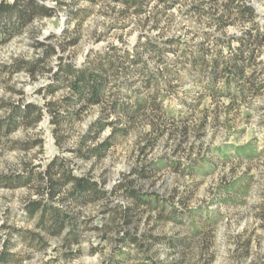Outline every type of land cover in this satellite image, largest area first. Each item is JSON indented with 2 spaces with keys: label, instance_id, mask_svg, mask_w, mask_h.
I'll list each match as a JSON object with an SVG mask.
<instances>
[{
  "label": "clouds",
  "instance_id": "obj_1",
  "mask_svg": "<svg viewBox=\"0 0 264 264\" xmlns=\"http://www.w3.org/2000/svg\"><path fill=\"white\" fill-rule=\"evenodd\" d=\"M0 5L14 6L5 20L7 31L0 27V103L19 104L23 110L34 102L39 108L33 117L43 113L31 126L17 116L18 128L0 142V174L28 176L34 165H42L35 168L42 179L33 178L18 191L49 209L22 219L20 203L0 186V264H264V0H144L140 12L141 5L131 0H0ZM122 10L127 11L124 17ZM181 38V47L189 50L206 41L209 65L222 49L221 70L232 65L240 49L243 58L235 63L242 77L232 82L230 95L205 102L204 135L197 139L191 132L184 150L173 155L180 136L170 139L172 125L151 140L160 113L148 105L126 112L121 105L151 100L156 93L167 97L173 112L190 115L183 101L224 88L228 73L212 84L210 68L192 71L177 45L166 43ZM218 38L230 48L217 44ZM145 42L154 48L145 50ZM49 46L55 51L45 57ZM128 53L140 59L132 75L121 66L128 65ZM40 60L33 78L27 62ZM82 74L88 86L77 92L73 85ZM95 77L103 78L99 89L92 87ZM48 85L54 93L38 98L35 90ZM136 89L139 96H133ZM20 90L23 96L17 95ZM230 101L231 109L225 108ZM49 102L54 111L46 106ZM12 111L0 107V119ZM180 127L176 120L175 128ZM54 135L58 146H53ZM38 136L48 142L43 153L40 146L28 150L24 143ZM245 137L250 143L238 148ZM192 146L199 157L187 150ZM217 146L220 151H203ZM56 157L49 175L45 169ZM201 157L214 161L203 174L190 176L171 167L175 161L187 169ZM142 169L150 171L147 179L140 176ZM80 178L93 187L81 191ZM52 182L60 185L54 197L49 195ZM192 183L199 191L182 204ZM121 185L166 200L177 189L180 194L163 204V214L176 209L184 213L181 222L157 224L160 210L141 204L139 223L126 225L123 213L135 201ZM9 209L11 215L5 216ZM198 209L207 210V224ZM146 234L159 239H146Z\"/></svg>",
  "mask_w": 264,
  "mask_h": 264
},
{
  "label": "trees",
  "instance_id": "obj_2",
  "mask_svg": "<svg viewBox=\"0 0 264 264\" xmlns=\"http://www.w3.org/2000/svg\"><path fill=\"white\" fill-rule=\"evenodd\" d=\"M91 2L94 4L96 2V0H91ZM175 2H178V0H175ZM125 3H129V0H125ZM131 3H139L141 5V8H138L137 12H140L142 10L144 0H131ZM13 7L14 6H12V5H0V27H2L5 31H7V29H8V24L5 23V20L6 19L10 20L11 9ZM225 8H227V5H225ZM194 10L199 11V8H195ZM82 12L87 14L89 12V10L84 9V10H82ZM19 15L21 18H24L26 16V13L23 10H20ZM120 15L122 17L126 16L127 11L122 10L120 12ZM212 15H215V14L213 13ZM218 19L222 23V18H218ZM218 31H219V29H218ZM50 38H52V37H50ZM69 43H71V42H69ZM166 43L177 45L176 51H179L181 56L186 57V61L188 63H191L192 71H194L196 73H203L205 70L210 68L211 69L210 75L212 77V81H211L212 84H215L221 78V76H223L224 73H228L229 79H227L225 81L224 88L221 89V91H219L221 95H226V94L230 95L231 94L229 92L230 85L232 84V82L234 80H236L239 77H242V69L239 66H237L235 63V61L243 58L242 52L240 49L237 50L238 54L232 58V60H233L232 65L230 67H225L224 69L221 70L220 65H221V63H224L222 57L225 55L223 53V50L219 49V48L217 49L216 57L213 59L211 65H209L207 60L205 59V56L209 55L211 53V49L206 47V43H207L206 41L199 42L191 50H189L188 48H185V47L182 48L181 47L182 43L180 40H169ZM216 43L217 44H224L225 48H230V44L225 42L222 39L218 38ZM39 46L43 47L44 45H43V43H40ZM134 47H140V44L138 43ZM243 47H244V45L242 44L241 48H243ZM249 47H250V45H249ZM148 48H154V46L151 44H147L145 42V50H147ZM54 51H55V49H52L49 46L48 50H46L45 57H47L49 52L54 53ZM253 58H254V52H253V56L249 57V61H251ZM127 59L129 61L128 65H121V66L123 67L125 75H132L136 71H138L137 69H135L132 66H134L140 62L139 55L133 56L131 53H128ZM22 63H25V62H22ZM27 63H31V65H32L30 72L34 78L35 70L40 63H43V60L34 61V62H27ZM4 67H5V70H7V66H4ZM60 70L70 72L71 67L68 66L67 68H65V67L61 66ZM56 78L58 80L60 79L59 73L57 74ZM88 79L89 78H86L82 74L80 79L77 81V83L73 85L74 90L77 92H80L83 87L88 86ZM91 79H94V81H95L94 84L92 85V87L94 89H99L102 87V85L104 83L102 77H95V78H91ZM149 82H146V83H149ZM133 83H135V81H133ZM54 90L55 89L51 85H48V86H45L44 88H39L37 90V93L40 94L41 96H46L47 94H53ZM139 95H140V90L136 89L135 92L133 93V96H139ZM152 97L153 98L151 100H149L147 97H143V98L138 99V100H133L131 105H128V104L121 105V108L123 110H125L126 112L129 111L130 109L134 110L135 112H139L141 110V108H143L145 105H148V106L153 107L158 113H162V109H161L162 106H161V103L159 102L160 96L156 95V93H153ZM128 99H132V97L130 96V97H128ZM66 102L70 103V101H66ZM50 105L52 106L50 108V111H54L53 102H49V105H46V106H50ZM5 106L13 107V111L8 117H5L3 120L0 121V142H1V139L5 135H7V133L18 128V121L16 119L17 116H22L23 121L27 126H31L33 123H39V121L43 119V113H39L38 115L33 117V113L38 112V108H39V106L35 103H28L23 110L20 109L19 105L13 106L11 104L8 105L6 103L1 105V107H5ZM158 118H159V116L157 117V119ZM53 122L54 121H50L49 123L51 124ZM160 122H161V119H160ZM161 124H164V122L163 123L161 122ZM53 132L56 133V129H54ZM153 132L155 133V136H153L151 138L152 141H154L156 138L161 136L164 133V129L155 123V126L153 128ZM37 143L41 144V141H38ZM54 144H55V146H58V144H59V137H57L55 135H54ZM25 145L28 146V149L31 148V145H28V144H25ZM58 159H59V157H56L48 163L45 171L49 175H51L52 169L56 165V162ZM35 168H39V167H33L32 170L29 172L28 176L0 175V186L7 187L8 189H16L19 187H28V185L31 183L33 178H41L42 179V177H40L39 174H37L35 172ZM149 172H150L149 170L142 169L140 171V176L143 178H147ZM73 179H75V177H73ZM59 186H60L59 182H52L51 183V191L49 193L50 197H54L56 195ZM79 187H80L81 191H87L90 188H92L93 185L89 184V182L86 179L80 178ZM120 187L124 188L125 194L127 196L131 197L135 201V204L133 206H130L125 211V213H123V215L125 216V224L126 225L131 223L132 213L136 211V209L139 207V205L144 204V205H147V207H150V206H152L153 203L159 204L160 201L162 200L161 196L155 192L141 194L138 191H134V190L130 189L127 185H121ZM98 194L102 195L100 193H98ZM152 200H155V201H152ZM41 208L44 209L45 213H47L49 211L48 207L46 205H43L42 201H34V200L28 199V201L26 202V204L24 206V212H25L26 218L31 219L35 215L36 211L41 209ZM176 215H177L176 211H172L167 217L169 219H172ZM126 235L131 237L130 232L126 233Z\"/></svg>",
  "mask_w": 264,
  "mask_h": 264
},
{
  "label": "rangeland",
  "instance_id": "obj_3",
  "mask_svg": "<svg viewBox=\"0 0 264 264\" xmlns=\"http://www.w3.org/2000/svg\"><path fill=\"white\" fill-rule=\"evenodd\" d=\"M113 11H115V10H113ZM50 37L51 36H49V38ZM120 39L122 41L123 37H120ZM179 40L181 41L182 45L185 44V41L182 38L179 39ZM182 48H184V47H182ZM223 53L225 54L224 51H223ZM38 89L39 88H37L35 90V92H36L37 97L39 98L41 95L37 93ZM219 91H221V89L220 88H216L210 94L195 96L191 100L183 101L185 106L190 109V115L186 114V113L182 114V112L179 111V110L173 112L171 110V106H170V104L168 102L167 97L166 96L165 97H161L160 96L159 102L161 103V106H162V108H161L162 109V113H160L159 118L161 119L162 123L164 122V124H161L159 118L158 119L156 118V124L159 125L160 127H162L164 129V132L168 131L169 126L172 125V133L170 134V139H171V136L175 135L176 133H179V136H180V142L177 144L176 150L173 152V155H175L177 152H179L181 150H184L183 149V145L187 142L188 137H189L191 132H196L197 139H199L202 135H204V133L201 132L200 129L203 128L204 125L208 122L207 121V114L209 112V105L206 104L205 102L206 101L214 102L215 101V97L218 96V95H221ZM17 95L23 96L24 93H23L22 90H20V91L17 92ZM4 103H6L8 105L10 104L8 102H3V103H0V107ZM20 103H23V101L21 100ZM17 105H19V104H17ZM231 107H232V103L230 101L229 104L225 106V108L231 109ZM212 111L215 112L217 110L216 109H212ZM3 119H0V121L3 120ZM176 120H179L181 122V124H182V127H180L179 129L175 128ZM2 140H3V138L1 139V142H2ZM38 141H41V144L37 143ZM24 143L28 144V145H31V148L40 146L42 153H43V151L47 150V146H48L47 140H45L42 136H38L35 140L25 141ZM248 143H250V141H248V139L245 137L240 143L237 144V147L240 148L243 145L248 144ZM53 146H55L54 138H53ZM31 148L28 149V150H31ZM187 150L188 151H197V156L198 157L200 156V152L194 146L190 147ZM203 151H205V152H214V151H220V149L217 146L216 148H205V149H203ZM223 159H226V157L222 155L221 156V160H223ZM213 165H214V161L208 160V159L203 158V157H201L198 160L194 159L192 165L189 166L187 169H185L184 166L181 163H179V162H175V161L171 162V167L173 169H175L177 171H180V172H185L186 171V172L189 173L190 176L193 175V174H197V175L203 174L206 168L207 169H211L213 167ZM41 166L42 165L37 163L33 167H41ZM162 166H163V162L161 164H158V165H153L152 167L158 169V168H160ZM0 175H4V174H0ZM148 175H150V172L148 173ZM144 179H147V178H144ZM20 188H26V187H19V188H16V189H9V190H10L12 199L17 200L20 203V206H21V218L24 219V218H26L25 212H24V206H25L26 202L29 199V194L28 193L21 194L18 191V189H20ZM198 191H199V186H198L197 183L190 184L187 188H185L184 193L182 194L181 203L183 204V202L185 200H189V199L194 198L196 196V194L198 193ZM178 194H180V192L177 189H173L172 190V195L167 197V200L164 199L163 197H161L162 200L160 201L159 204L153 203L152 206L148 207L149 210H153V211H155L157 209L160 210L158 212L156 218H155L156 221H157V224L164 223L165 221L169 220V218L167 217L168 215L166 216V215L163 214L164 213L163 212L164 211L163 204L167 203L168 200L174 199L175 195H178ZM152 201H155V200H152ZM137 209H136L135 212L132 213V216H131L132 220H131L130 224H132L133 221L136 220ZM172 211H176V214H177L172 219H175L177 223H180L181 222L180 218H181V216L184 215V213H181V212H179L176 209H173ZM198 212L201 214V219L204 221L205 224H207L209 219H210V217L208 216L207 210L198 209ZM10 215H11V209H9L8 211L5 212V216H10ZM151 220H152V217H149V221H151ZM136 223L138 224L139 221L136 220ZM130 224H128V225H130ZM145 238L146 239H159V238L149 237V236H147V234H146ZM177 243L183 244L184 241L183 240L177 241Z\"/></svg>",
  "mask_w": 264,
  "mask_h": 264
}]
</instances>
